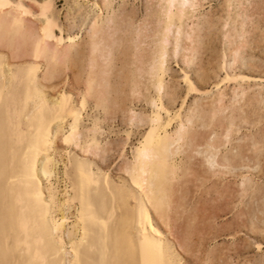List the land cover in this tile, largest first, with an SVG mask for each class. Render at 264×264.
<instances>
[{
	"label": "bare ground",
	"instance_id": "bare-ground-1",
	"mask_svg": "<svg viewBox=\"0 0 264 264\" xmlns=\"http://www.w3.org/2000/svg\"><path fill=\"white\" fill-rule=\"evenodd\" d=\"M103 1L110 9L111 0ZM201 1L159 0V7L158 5L155 6L159 8V10L156 8L158 10L157 23L155 22L156 25L152 33L149 34L147 32L148 30L143 33L142 29L138 34L136 33L138 40L137 44L135 43V54L133 56L134 65L136 64V72L133 71V73L131 71L133 75L131 74V78L129 79L128 77L127 79L131 82L130 87L133 97H138L139 99L142 86H144V84L142 85L144 81L141 80V75L146 69L145 66H149L146 74L150 76L152 88L158 96L156 101H152L157 111L150 118L148 117L149 119L146 122L148 128H146L147 130L142 139L133 151V159L127 163L126 172L130 177L129 185L118 187L113 185L114 183L111 182L112 179L110 180L109 176L102 178L101 173L94 168L92 161L94 159H89L90 155L97 156L103 152V146H101L103 143H100L97 137L100 129L99 121L92 120L94 124L91 128L87 129L88 133L90 132L87 135H85L86 133H84L82 125L84 124L83 119L89 99H93L95 107L107 112L108 99L109 97L111 98V92H114L112 91V86L114 85H112V81L114 82V79H112V70L115 71L113 62L115 58L116 40L118 39L115 38L116 22L113 19L114 17H109L106 22H99L100 19L93 21L91 28L89 27L90 32L87 33L89 34L87 37L88 47H85L86 50L78 52L80 41L82 40V32L75 34L68 32L66 34L58 24L59 22L55 19L56 16L54 17L52 5L49 0L36 1L37 4L35 6L29 5L26 3V0H0V264H181L182 259H179V256L176 254L177 251L175 252V248L173 249L168 237H166L160 228V225L164 224L168 230H171V223L173 220H176L177 214L179 215L180 213L179 210L187 206L185 202L188 197V188H186L187 186L185 184L189 181L187 177L189 178L193 170L191 166L186 167L181 162H178L177 157L186 150V146H193L195 148L203 145L206 148L203 151H200V148H198L197 152L205 154L206 164L208 163L210 167L216 165L222 166L223 169L226 168L225 170H229L227 169L231 166V156L229 157V155H232V153L221 154V146L224 145V147H227L225 144L232 142L231 139L236 124L234 121L235 118L229 119L227 123L221 122V125L219 124L222 128L221 132L213 128L211 132V134H215L213 138L207 141L202 139L198 140L196 138V132L191 131V126H196L193 124L198 119L202 121L201 118L196 117V120L194 117L201 116L203 118L205 116L203 115L205 114V110H197L195 112L193 111L195 109L193 107L192 110L190 108V111L185 112V115H182V112L179 111L172 116L166 108L167 106L165 107L163 103L162 92L166 87L165 75L168 73L166 62L169 53L171 52L175 57H178L181 49L184 50L182 52L184 53L182 55L183 62L188 64L191 63L190 61L197 51L193 47L197 23H192L193 25L188 30H185V24L186 20H190L189 22H191L192 19L193 22L194 18L197 19L196 12L199 11L198 8ZM243 1L226 0L227 4L224 8L228 6L227 9L229 8L228 10L230 12L228 11L227 13H232L231 8H242L244 5ZM247 1L249 2V0ZM247 1L245 3H248ZM249 5H251L250 2ZM152 6L154 8V5ZM109 9L105 13H108ZM248 10H250V7L249 9L244 8L245 12L237 13V10H235L233 12L235 14L234 16L229 14L227 15L229 16L228 19H226L227 17L225 18V27L229 26V29L224 31L226 45L227 42L229 44V54L226 55L229 59L226 60L224 58V62H226L225 66L227 67L224 66V68L226 69L230 68L231 70L232 67L237 65L241 60L243 50L246 46H249V44L247 45L249 38L246 39V34H250L246 29V25H249V23L247 24V19L250 18L247 13L249 12ZM154 12L156 13V10ZM100 14L101 17H104L103 12ZM151 16H154V14ZM147 23L149 22L147 21ZM187 25L186 27H189ZM199 27L201 26L199 25ZM198 29L200 28H197L196 31L199 32ZM133 31L131 32L132 34L135 33ZM131 37L133 38V36ZM147 38L152 39V41L150 40L152 42L150 53H147L148 51L146 49L149 47L147 48L146 44L143 47V43L145 40L147 41ZM119 40L117 42L121 41ZM171 45L172 49H170ZM225 52L227 53L226 50ZM75 53H77V58H74ZM78 61L85 62L86 66V73L84 72L85 81L83 83L84 92L81 93V101H78L79 103L76 104L72 101L71 96H69L70 93L66 95L63 92L58 98L49 99L45 92V82H51L55 78H60L58 76L61 72L71 68ZM126 61L128 62V60ZM83 65L81 66L82 69L84 68ZM75 66L78 68L77 65ZM81 67L79 66V68ZM126 69L124 70L126 71ZM80 74L83 75V73H79V76ZM228 74L230 76V73ZM116 78L117 76H115ZM226 78L230 80L233 77ZM143 79L146 78L143 77ZM117 82L115 81L114 83ZM186 82L189 92L198 91L195 83L189 76H186ZM125 85H127L126 82ZM128 89L125 88V90ZM244 89L242 91L239 89L241 92L238 90H234V93L232 92V109L235 108L234 105L236 103L242 99L244 101V96L249 92L250 88L248 92L247 90L245 92ZM116 93L118 92L116 91L113 95H116ZM224 94L222 91H217L216 97L213 98L210 104L208 115L210 122L213 123L211 126L217 124L218 116H220L221 112L226 111V109H231L230 106L228 108L225 106V98L227 96L225 97ZM259 95L260 93L257 96ZM120 97H122V94ZM121 100L124 99L121 98ZM231 100L228 101L231 102ZM116 109L118 108L116 107ZM233 110L236 112V109ZM162 111H165V115L167 114L170 117L168 120L164 121ZM137 116L133 114L130 117L131 121L136 122L134 120ZM206 117L208 119V116ZM240 120L243 119L240 118ZM103 121L101 122L102 124ZM174 121H177L176 127H173ZM63 124H66L68 129L64 136V143L68 148L73 147L75 150L80 147V150H83L82 153L84 156L70 159V167L64 163L66 183L62 198H60L61 196H58V192L61 193L62 191L57 190L52 180L58 175L57 168L59 162L54 154L57 151L56 141L62 135L61 133L64 131V128H66L63 127ZM203 126L208 127L210 125L209 123H203ZM236 128L238 129V127ZM252 140L251 143L253 142ZM253 147L255 148V146ZM259 147H261L260 144H258L256 149L257 152ZM192 150L190 151L193 152ZM230 151L232 150L230 149ZM192 155L194 154L192 153ZM199 155L202 158V154ZM240 164H243V162ZM209 166L207 168H210ZM218 166L216 168H219ZM231 168L233 167L231 166ZM210 170L212 172V169ZM208 171L207 169L206 172ZM213 172L215 173V171ZM218 173L222 174L221 171ZM244 177L246 178L247 176ZM44 180L49 182L50 187L47 189L43 185ZM250 181L247 182L249 183ZM247 182L244 184H247ZM245 186L248 187V184ZM241 190H245V187L243 186ZM188 195H190V191ZM132 199L134 203H132ZM72 207L75 208V213L70 212ZM187 210L185 211L186 213L189 212ZM193 211L191 210L190 212ZM58 212L60 213L59 219H57ZM73 217L75 220H72V230H68L67 234V225L71 224L69 221ZM186 218L188 217L186 216ZM183 221L186 222L185 219ZM192 223H196V221ZM172 225V227L175 226L174 223ZM174 228L178 229L177 226ZM184 229L186 230L187 227ZM192 232L194 233V231ZM169 235L172 236L173 234ZM184 237L187 236L184 235ZM186 242L190 243L189 239Z\"/></svg>",
	"mask_w": 264,
	"mask_h": 264
},
{
	"label": "rangeland",
	"instance_id": "rangeland-1",
	"mask_svg": "<svg viewBox=\"0 0 264 264\" xmlns=\"http://www.w3.org/2000/svg\"><path fill=\"white\" fill-rule=\"evenodd\" d=\"M36 1L41 2L43 0H26V3H28L29 5L31 4V5L35 6L37 4ZM49 1L52 5V9H53L52 11H53L54 17L56 16L55 19L57 20V22H59L58 24L63 28V30L66 32V34L68 32L73 33V34L78 33V32H82L81 33V35H82L81 39L82 40L80 41V46H79V48L82 50H80L78 48V52L84 51V50H86L85 47L86 48L88 47V45H87L88 44V41H87L88 38L87 37L89 36V34H87V33L90 32L89 29L91 28L93 21H95L96 19H98V20L100 19L99 22H103V21L106 22L109 17H112V18L114 17L113 19L116 22V36H115V38L116 39L118 38L117 40L120 39L122 41L121 42L119 40L120 42H117V40H116V47H115L116 53L114 52V57L116 59L114 58V62H113V66H114L113 68L115 69V71L112 70V79H114V82L115 81L117 82V80H118V82L114 83L112 81V85L114 84L112 86V91H114V92H111V95H110L111 98L109 97V99H108V103H107L108 110H107V112H104V110L98 109L97 107H95L93 99H89L87 109L85 111L86 113L84 114V119H83L84 124H82V125H83V131H84V133H86L85 135H87L90 133V132L88 133L87 129L91 128L94 124L92 122L94 120L99 121L100 129H99V132L97 133V137H98V140L100 141V143H103V144H101V146H103L102 147L103 152L98 154L99 156L98 155L97 156L96 155L95 156L90 155V158H89L90 160H92V158L94 159L92 161H93L95 170L99 171V173H101L102 178L109 176L110 180L112 179L111 182L114 183L113 185H116L118 187L128 186L130 183L129 182L130 177H129V174L126 172V166L128 165L127 163H129L133 159L132 158L133 151L138 146L139 141L142 139L145 131L147 130L146 128H148V124L146 123L147 120L155 113V111H157V109L154 108L152 101L153 100L156 101L158 99V96H157L155 90L152 88L150 76L148 74H146L147 70L149 69L148 65L145 66V68H146L144 70L145 73L143 72L141 75V80L144 81V82H142V85L144 84V86L141 85L142 86V90H141V94H140L141 96L139 95V99H138V97H133L132 90L130 87L131 82L129 79L131 78L133 73L136 72L135 71L136 70V67H135L136 64L134 65V61H133L134 60L133 56L135 54V47H136L137 40H138V38H136L137 37L136 33L138 34L141 31V29L143 30V33L146 30H148L147 32L149 34L152 33V30L157 23L156 21H157V11L159 10V8H158L159 7V0H111L110 9H109V7H107L105 5L103 0H49ZM152 1H154L153 4H152ZM246 1L247 0L243 1L244 5L242 6V8H233L232 7L231 8L232 13H229V14L234 16L235 14L233 12H235V10H237L236 12L239 13V12H243L244 8L249 9V7H250V10H248L250 13L249 12H247V13H248V16L251 18V20L248 17L249 19H247V24L249 23V25H246L247 32L249 31V33L251 34V35L248 33L246 34V37H247L246 39L249 38V40H247L248 41L247 45L249 44V46L245 47V49L242 52L244 55L242 54L241 55L242 57L240 58L241 60L239 61V63H237V65L232 67L231 70H230V68L226 69L227 68L225 66L226 62H224V60H225L224 58H226V60L229 59L226 56L229 54V50H228L229 44L227 42V45H226V39L224 37V34H225L224 31L229 29V26L225 27V24H226L225 21L229 17V16H227V15H229L227 13L229 11L228 10L229 8L227 9L228 6H226V8H224L225 5L227 4L226 0H202L200 2L199 8H198L199 11L196 12L197 19L198 18L200 19L201 17L202 18L200 20L199 19L197 20L196 18H194L193 22H192V19H191V22H189L190 20H186L185 30H188L190 28V26L193 25L192 23H194V24L197 23V26H198V27L197 26L195 27V33H197V34L194 33V43H193L194 45L192 44L193 47L195 48V51L196 50L197 51L194 53V55L192 57L193 60L191 59V61H190L191 63L186 64L183 62V56L182 55L184 53H182V52H184V50H182V49H181L179 56L178 57L176 56L177 58L175 57V55L173 53L170 52L169 56H168L169 59L167 58V62H166V67H167L168 73H166V75H165V86L166 87L164 88V90L162 92L163 103H164L165 107L167 106L166 108L170 111L172 116H174L179 111L182 112V115H185L186 114L185 112H187L188 110L190 111V108L192 110L193 107L195 108V109H193V111H195V112H197V110H200V111L205 110V114H203L205 116H203V118L201 116H195L194 117L196 120H197L196 117L201 118V120L203 122L198 119L197 121H194V124H193L196 126H191V131L196 132V138L198 140L202 139V140L207 141V140H210L211 138H213L215 136L214 133H212L213 136L211 134L213 128L215 130L221 132V129H222L220 126L221 122L227 123L229 121V119L235 118L234 121L236 123L235 127H234L235 131L233 133L234 137L232 136L233 140L231 139L232 142L226 143L225 146H227V147H224V145H222L223 147L221 146V152H222L221 154L224 155L226 153L227 154L232 153V155H229V157L231 156L230 157L231 158V166L233 168H231V166L229 168H227L230 171L225 170L226 168L223 169L222 166L220 167V166L216 165L219 167V168H216V166L210 167L208 163L206 164L207 161H206V158H204L205 154H203L202 152L201 153L197 152L198 148H200L199 149L200 151H203L206 148L205 145H204L205 147H203V145H202V146H198L195 148H193V146H191V147L186 146L187 148L185 147L186 150L183 152L184 154L181 153L182 155L180 154L177 157L178 162H181L183 164V166H186V167L191 166V168L194 172V173L192 172L189 175V178L187 177V180H189V181L185 184V186H187L186 188H188L187 193L189 194V191H190V195L187 194L188 197L186 199L187 201L185 202V204L187 206H184V208L186 207L185 208L186 210L188 208L187 211H189V212L186 213L185 212L186 210L184 208H181L179 210L180 211L179 215L177 214L176 220H173L171 223V230H168V228L164 224L160 225V228L164 232L166 237H168V240L171 242L173 249L175 248V252L177 251L176 254L179 256V259L180 260L182 259L181 264H264V150H263L264 149V146H263V144H264V140H263L264 139V4H263L264 0H251V1L249 0L251 5H249L248 1H247L248 3H245ZM201 3H203V4H201ZM112 4H113V7H112ZM147 4H149L148 7H147ZM151 4L154 5L155 9L153 8V6ZM157 5H158V7H155ZM245 5H247V6L245 7ZM150 7H151V9H150ZM156 8H158V10ZM108 9H109V12H108L109 14L105 13L108 11ZM99 10H101V11H99ZM149 10H151L150 12L152 14L150 12H148ZM155 10H156V13L154 12ZM102 12H103L104 17L100 16L101 15L100 13H102ZM147 14H149V16H147ZM153 14H154V16H151ZM96 16H98V17L96 18ZM146 16H147V18L150 16L151 17L148 18V20H147ZM33 20L36 21L35 18H33ZM153 20H154V22H153ZM147 21L149 23H147ZM122 23H124V24H122ZM149 24L151 25L150 28H149V26H150ZM187 24L189 25V27H186ZM142 25H144V26H142ZM199 25L201 27H199ZM138 26H140V27H138ZM136 27L139 28L140 30L137 29ZM202 27H203V29H202ZM133 28H134V31H133ZM197 28H200V29H198L199 32L196 31ZM117 29L119 30L118 32H117ZM136 30H139V31H136ZM120 31H122V32H120ZM132 31H133V33L134 32L135 33L132 34L131 33ZM117 34L119 37L117 36ZM131 36H133V38ZM197 37H198V39H197ZM223 38L225 41L223 40ZM130 40H132V41H130ZM150 40L152 41L151 38L150 39L147 38V41L145 40V42L143 43V47H145L144 44H146L147 48L149 47L148 49H146L148 51L147 53H150V51L152 49V42ZM199 41H200V43H199ZM132 42H134V43L132 44ZM123 43H124V45H123ZM203 43H204V45H203ZM148 44H150L151 46ZM208 48H210V49H208ZM131 49L133 50V52ZM170 49H172V45L170 46ZM127 50H129V51L126 52ZM225 50L227 51V53L225 52ZM198 51H200V52H198ZM118 52H120V53H118ZM77 53H75L76 55L74 54L75 55L74 58H77L76 57ZM117 54H119V55H117ZM121 57H123V58H121ZM125 59L128 60L129 64H127L128 62ZM82 64H84L83 69L81 67ZM190 64H191V66H190ZM75 65H77L78 68H76ZM125 65H127V66H125ZM188 65H189V67H188ZM79 66L81 68H79ZM224 66L226 68H224ZM122 67H124V68H122ZM80 69H82V70H80ZM85 69H86L85 62H79L78 61L77 64L72 65L71 68L61 72V74H60L61 76L60 75L58 76L60 78H58V79L55 78L51 82L46 81L45 84L47 87L45 86V92L47 93L48 98L49 99L58 98L59 95H61L63 93L64 94L66 93V95H69V93H70L69 96H71L72 101L74 103L78 104L82 99L81 93L84 92L83 83L85 81V73H86ZM121 69H122V71H121ZM124 69H126V71ZM234 70L235 71L237 70V71L235 72ZM131 71L132 72L134 71V72L132 73ZM114 72H116V73H114ZM79 73H83V75L80 74V76H79ZM228 73H230V76ZM143 74H145V75H143ZM122 75L124 76V78ZM115 76H117L116 79H115ZM142 76L146 79H143ZM186 76H189L191 78V80L195 83L198 91H190L189 92L188 85L186 82ZM248 76H250V77H248ZM128 77H129V79H127ZM226 77H229L232 79L229 80ZM148 81H149V83H148ZM125 82L127 83V85H125ZM115 85H116V87H114ZM147 86H148V88H147ZM237 87L239 89H241V91L244 88H246V89H244L245 92H246V90L248 92V89L249 88L250 89H249V92L247 94H245L244 101L242 99L240 101L241 104H240V102H238L234 105L235 108H233V109H236V112H235L231 108V106L233 107L232 102H233L234 90L239 91V89ZM125 88L126 89L129 88V89L125 90ZM116 91L119 94L116 93V95H113ZM217 91H222L225 93L224 94L225 97L227 96L225 98V106L227 108L230 106L231 109H226V111H224L227 113L221 112L220 116H218L217 124L212 125L213 126L212 127L211 124H213V123L210 122V118H209L208 114L210 111V104H211L213 98L216 97ZM241 91H239V92H241ZM127 92H128V94H127ZM259 93H260V95L257 96ZM121 94H122V97H120ZM131 94H132V96L129 98V96ZM118 95H119V97H118ZM230 97H232L231 98L232 100L230 99ZM121 98H123L124 100H121ZM140 98H141V100H140ZM117 100H118V102H116ZM149 100H150V102H149ZM206 100H207V103H206ZM228 100H231V102ZM124 101H127V102H124ZM255 101H257V102H255ZM230 103H232V104H230ZM113 104H114V106H113ZM124 104H125V106H124ZM157 104H159V102H157ZM121 105H123L124 107ZM236 105H238L237 106L238 109L236 108ZM116 107L118 109H116ZM201 108H202V110H201ZM242 109L244 110V113H243ZM231 110L234 112L232 113ZM133 114H136V116L138 115L136 117V119L134 120L136 122L131 121L130 117ZM233 114H235V115H233ZM240 115L241 116L243 115V117L246 116L244 118L245 119L247 118V120H245ZM162 116L164 118V121H166V120H168V118H170L167 114L165 115V111H162ZM206 116H208V119ZM233 116H235V117H233ZM240 118H242L244 121H247V122L240 120ZM142 120H144V121L141 122ZM102 121H103V124L101 123ZM131 122H133V123H131ZM176 122L177 121H174L173 127H176V124H177ZM200 122H202V123H200ZM129 123H131V124H129ZM203 123H205V124L209 123L210 126H208V127L203 126ZM258 123H259V125H258ZM218 125H219L220 130L218 128ZM199 126H201L200 127L201 129L198 128ZM63 127H66V128H64V131L61 133L62 135H60L56 141L57 151L54 154L57 161L59 162L58 168H57V171H58L57 174L58 175L56 177H54L52 180V182L54 183V186L57 187V190L62 191L61 193L58 192V196L59 197L61 196L60 198H62V193H63V190L65 188V183H66V176L64 175L65 174L64 163H66L67 166L70 167V159H74L75 157L81 158L84 156V154L82 153L83 150H80L81 149L80 147H78V149L76 148V150H75V148L73 149V147L68 148L67 145L64 143V136L67 133L68 129H67L66 124H63ZM236 127H238V129ZM237 130H238V133H237ZM239 130H240V132H239ZM204 131L206 134L204 133ZM208 134L211 136H209ZM252 137H253V140H252ZM254 139H257V140H254ZM251 140L253 141L252 142L253 144L251 143ZM258 144H260L261 147H259L260 150L258 149V152H257L256 149L258 147ZM249 146H250V148H249ZM253 146H255V148ZM201 147H202V149H201ZM239 147H241V148H239ZM227 148H229V149H227ZM187 149H188V151H187ZM230 149L232 151H230ZM250 149H251V151H250ZM190 150H192L193 152H191ZM192 153L194 155H192ZM234 153L235 154L237 153V154L235 155ZM199 154H202L203 159L201 158V156ZM237 155H238V157H237ZM184 157H187V158H184ZM233 157H235V158H233ZM193 158H195V159H193ZM247 158H250V159H247ZM235 159H236V161H235ZM252 160H253V162H252ZM188 162H190V163L188 164ZM232 162H234L235 164ZM242 162H243V164H245L246 162L247 163L245 165L240 164ZM193 165H195L196 167ZM207 165L210 168H207L208 167ZM235 165H237V166H235ZM200 166H201V168H200ZM203 167H204V169H203ZM206 168L209 170L208 172H210L211 174L206 172L207 171ZM210 169H212V172ZM219 170L221 171V173L225 170L226 173L223 172L222 174H220V173H218V172H220ZM248 170L251 172H249ZM213 171H215L216 174ZM232 171H233V173H232ZM199 172H201V173H199ZM210 175H211V177H210ZM234 175H236L237 177ZM63 176H64V179H63ZM243 176H247V177L243 178ZM196 178H198V179H196ZM199 179H200V181H199ZM246 179H247V181H249V180H251V181L248 183L246 181ZM192 180H193V182H192ZM243 180H244V182H243ZM45 181L46 180L43 181V183H44L43 185H44V187H46L45 189H47L48 187H50V185H49V182H47V181L45 182ZM197 181H199V182H197ZM201 181H202V183H201ZM245 182H247L248 187L250 185L249 188L247 186H245V185H247V184H244ZM251 182H253V183H251ZM241 185H242V187H241ZM243 186L245 187L246 192H245V190H241V189H243ZM233 189H235V190H233ZM242 191H244L245 193ZM258 193H260V194H258ZM47 194L48 193L46 191V195ZM239 195H241L242 197ZM243 195H245V196H243ZM47 197H48V195H47ZM132 203H134L133 199H132ZM194 208H197V209H194ZM191 210H194V211L190 212ZM196 211H197V214H203V215H197V214L195 215ZM201 211H203V212H201ZM70 212L75 213V208L72 207ZM57 215H58L57 219H59L60 213L58 212ZM184 216H185V218H184ZM186 216L188 218H186ZM184 219L186 222L183 221ZM72 220L74 221L75 218L73 217L70 219L69 222L71 224L67 225V228H66L67 234H68V230L69 231L72 230V226H71L73 223ZM193 221L194 222L196 221V223H192ZM173 223L175 225L174 227L177 226L178 229L172 227ZM182 224H183V226H182ZM193 226H195V227H193ZM210 226H211V228H210ZM182 227H184V228L187 227V229L185 230ZM165 230H166V232H165ZM183 230H184V232H183ZM191 230L194 231V233ZM169 234H171V235L173 234L174 236L173 235L170 236ZM190 234H192V235L190 236ZM184 235L187 237H184ZM188 236H189V238H188ZM188 239H189L190 243L186 242V241H188ZM187 248H188V250H187ZM211 253H213V254H211ZM211 256H213V257H211Z\"/></svg>",
	"mask_w": 264,
	"mask_h": 264
}]
</instances>
